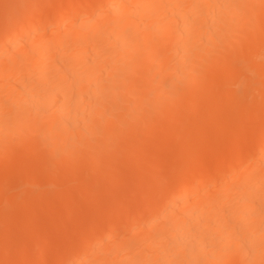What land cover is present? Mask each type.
Wrapping results in <instances>:
<instances>
[{
  "label": "bare ground",
  "instance_id": "bare-ground-1",
  "mask_svg": "<svg viewBox=\"0 0 264 264\" xmlns=\"http://www.w3.org/2000/svg\"><path fill=\"white\" fill-rule=\"evenodd\" d=\"M5 1L0 182L63 185L21 205L0 184V264H264V0Z\"/></svg>",
  "mask_w": 264,
  "mask_h": 264
},
{
  "label": "rangeland",
  "instance_id": "rangeland-1",
  "mask_svg": "<svg viewBox=\"0 0 264 264\" xmlns=\"http://www.w3.org/2000/svg\"><path fill=\"white\" fill-rule=\"evenodd\" d=\"M6 1L8 2V0H6ZM6 1H5V3H6ZM48 1H50V0H48ZM48 1H44V2H48ZM52 1H53V0H52ZM60 1H61V0H60ZM60 1H58V2L60 3ZM101 1H102V0H101ZM9 2H10V1H9ZM9 2L6 3V5H7L6 7L9 6ZM58 2H56V3L58 4V5H56V6H59V5H60ZM50 3H51V1H50L48 4H50ZM44 4H45V3H44ZM51 4L54 5V4H55V0H54V3L52 2ZM52 5H50V6H51V7H54V6H52ZM28 10H31V9H28ZM33 10H34L33 12H34L35 14H37L38 17H39V16H40V18L42 17V16H41V15H42V10L37 9V8H36V9H33ZM14 14H15V15H18V14H17V11H15ZM27 15H29V14H27ZM40 18H39V19H40ZM41 19H43V18H41ZM260 21H261V20H260ZM263 21H264V20H263ZM38 22H39V23H38ZM261 22H262V21H261ZM37 23H38L39 25H40V23H41V25H43V20H42V22L38 20ZM258 23H259V22H258ZM35 25H36V24H35ZM164 44H166V43H164ZM164 44H163V47H165V46L167 45V46L165 47V49H166V48H167V49H170L169 47H170L171 45H170L169 43H167L165 46H164ZM239 60H241V63H244V61H243L244 59L241 58V59H239ZM242 61H243V62H242ZM248 71H250V73L247 72V73L249 74V75L247 74V76H249V78H250V79H249L250 82H251V79L253 80V77H252V76L255 77V74H256V77L254 78V81H255V79L258 81L259 78H257V73H256L257 70H256V72H253L251 69L248 70ZM254 71H255V70H254ZM175 73H177V72H173V73H172L173 75L171 74L170 76H168V78L170 77V79H168V80H173V79H175L174 77H172V76L175 75ZM178 73H179V72H178ZM178 73H177V74H178ZM254 73H255V74H254ZM258 73H259V72H258ZM177 74H176V75H177ZM178 75H179L180 77H182V74H181V73H179ZM178 75H177L176 77H178ZM258 77H260V74L258 75ZM172 78H173V79H172ZM254 81H252V82H254ZM250 82H248V83H250ZM255 83H256V82H255ZM255 83H252V84L254 85V87H255V85H256L258 82H257L256 84H255ZM250 85H251V83H250ZM258 85H259V83H258ZM256 86H257V85H256ZM260 86H261V85H259L258 87H260ZM254 87L250 86V91L248 92L249 95H250V98H248V100H251L252 98L254 99V97H252V96H253V93H254L255 96L261 93V91H259L258 93L255 94V92H257L259 89H257V91H256V90H254ZM260 88H261V87H260ZM167 89L170 90V88H166L165 90H167ZM255 89H256V88H255ZM168 90H167V91H168ZM173 90H174V89H172L171 91H173ZM252 90H254L255 92H254V91L251 92ZM171 91H169L168 93L166 92L167 95L169 94L168 97H169V96L171 97L172 95H174V94L177 93V90H176V89H175L176 92L173 91V93H172ZM249 95H248V96H249ZM258 98H261V99H262V98H263L262 94H260V96H257L256 99H258ZM256 99H254V100H256ZM260 101H261V100L259 99V100L256 102V104L260 103ZM261 105H262V104H261ZM259 106H260V104H259ZM259 106H258V107H259ZM260 107H261V106H260ZM127 123L129 124V126L131 125L130 128H134V127H132V125L134 126V124H133L134 122H133L132 120L127 119ZM257 123H258V122H257ZM157 127H158V126H157ZM157 127H156V128H157ZM161 127H163V126H161ZM158 128H159V127H158ZM163 128H164V127H163ZM161 129H162V128H161ZM161 129H157V130H161ZM127 131H129V130H127ZM162 132H163V130H162ZM132 133H134V132H132ZM132 133H131V135H132ZM135 133H136L137 137L140 136V133H139L138 131H135ZM135 133H134V134H135ZM138 133H139V134H138ZM156 133H158V132H156ZM128 134H129V132H128ZM129 135H130V134H129ZM129 135H128V136H129ZM131 135H130L129 137H127V134H125V136H126L128 139H130ZM157 135H159V133H158ZM160 136H161V139H163V141H162V145H164V147H165V144H166V143L164 144V142H167V141H166V139L162 138V135H159L158 137H160ZM133 137H135L134 139L137 138L135 135H134ZM133 137H132V138H133ZM99 138H100V140H102L104 137H102V136L99 137V136H98V139H99ZM101 138H102V139H101ZM138 138H139V137H138ZM153 138H155V137H153ZM161 139L158 138V140H157V137L155 138V140H156L158 143H160L159 141H161ZM211 139H213V138H210L209 140H207L206 144H204L205 142H203V145L199 143V144H198V147H199L200 145H202V146H203V149H202V150H206L207 148L204 149V146H205V145H208V144L210 145V143H212V145H213V143H214V146H215V143H216V142L219 143V141H220V140L213 139V140H214L213 142H208V141H211ZM104 140H105V139H103L102 141H104ZM105 141H106V140H105ZM156 141H155V145H156ZM106 142H107V141H106ZM173 142H175V141H173ZM181 142H182V141H181ZM118 143H119V142H113V141L111 142V144H113L114 146H115V144H116V147H117V146H118V147L122 146L120 143H119V145H120V146H119ZM170 143H171V142H170ZM170 143H169V144H170ZM182 143H183V142H182ZM182 143L179 142V144H182ZM217 143H216V145H218ZM111 144H110L109 146L112 147ZM153 144H154V143H153ZM160 144H161V143H160ZM169 144H168V142H167L166 146L168 147ZM221 144L224 145L223 142H220V143H219L220 146H221ZM130 145H132V143H130ZM162 145H161V146H162ZM170 145H171V144H170ZM172 145H173V148H171V150L175 148V151H174L175 154H176V149H177V152L179 153L180 150H178V148L181 149V146H182V145H178V147L175 146V145H176L175 143H174V144L172 143ZM172 145H171V146H172ZM133 146H134V145H133ZM133 146H132V148H134ZM152 146H153V148L158 147L159 150L161 149L162 151H163V149H164L163 147L160 148L159 145L156 146V147H154V145H152ZM179 146H180V147H179ZM202 146H201V147H202ZM210 146H211V145H210ZM210 146H208V148H209ZM167 147H165V149H166L167 151L171 152V150H169L170 147H168V148H167ZM198 147H197V148H198ZM206 147H207V146H206ZM199 148H200V147H199ZM156 149H157V148H156ZM209 149H210V148H209ZM209 149H208V150H209ZM157 150H158V149H157ZM161 150H160V151H161ZM138 151H139V150H138ZM164 151H165V150H164ZM164 151H163V152H164ZM167 151H166V152H167ZM166 152H164V153H166ZM174 152H173V153H174ZM201 152H202V151H201ZM38 153H39V154H40V153H43V154H40V155H42V156H40ZM38 153H33V156H35V158L38 157V156L41 157V158H42V157H45V156L47 157L48 155L50 156V154H48V153L45 152V151H44V152H43V151H39ZM161 153H162V152H161ZM164 153H162V154H164ZM178 153H177L176 156H178ZM203 153H206V152L203 151ZM207 153H209V151H207ZM153 154H155V153L153 152ZM153 154H151V156H150L152 159H153V157H154V160H158V159H160L159 156H158L159 158H158V157L155 158V155H156L157 153H156L154 156H153ZM167 154H170V156H168V155L166 156V157H168V158H167L168 160H169V157H171V158L173 157L174 159L176 158L175 156H173V155H175V154H173V155H172L171 153H167ZM36 155H38V156H36ZM156 156H157V155H156ZM163 156H164V155H163ZM150 157H149V158H150ZM166 157H165V158H166ZM211 157H212V156H211ZM163 158H164V157H163ZM165 158H164L165 163H166V164L164 163V168H165V169H163V168L161 167L162 164H161V165H158V168H159V171H158L159 173H157L158 178H159V176H160L161 174H163L162 172H166V173H164V174L168 177V173H167V172H168V169L170 170V168H169V166L167 165L168 162H167V159H165ZM30 159H32V158H30ZM161 159H162V158H161ZM174 159H173V160H174ZM162 161H163V159H162ZM248 161H251V160H247V161H245V162H247V163L244 162V165H245V166L248 165V163H250V162H248ZM160 163H161V162H160ZM162 163H163V162H162ZM172 163H173V162L169 163V165L172 164ZM28 164H29V163H28ZM28 164H22V165H20L19 168L15 171V173H14V175H13V177H12V180H11L9 183H7V184L4 183V185H3V184H1V182H0V184L4 187V188H3L4 191H5V190L9 191L8 188H9L10 191H11L12 188L14 189L15 187H8V185L11 184V183H13V185H14L15 182H16V180H17L18 183H19V181H21L20 184L23 183L22 185H19V184H18L19 186L16 185V187H17V188L20 187V189L17 191V189L15 188V193L17 194L16 196H18V197H19L18 194L20 193V191H21L22 193H24L23 190L21 189L22 186H24L25 188H28V189H25V192H28V191H26V190H29L30 188L32 189V190H31L32 192H33V191L35 192V193H34V192L32 193L31 191H30V193L28 192V193H29V196H27L28 194L26 193V194H27V195H26L27 197H23V196H25V194L22 195V193H20V195H22V197L24 198V199L22 200V198H21V196H20V198H19V199H21L20 201H18L19 199H18V200L16 199V198H18V197L15 198V195H14V196H11V197H14V198H15V201H17L16 203L20 202V203H18V204H21V205L24 204L23 202H26V203H27L28 201H30L31 198H32L34 195L38 194L39 192H42V191H43V190H42L43 188H41V187H42V186L44 187L46 183H47L46 185H48V183L50 184V182H52V181H50V180L47 181V182H46V181H43L44 179H43V180H38V179H37V180H38V181H37V180H35L36 177H34V179H33V180H35V181H30V180H32L33 176L30 177V180L27 179V177H26V180H25V181H23V179L21 180V178H24L25 176H28V175H26V174L29 173V172L32 170L31 167H27ZM170 166H171V165H170ZM24 167H25V168H24ZM171 167H172V166H171ZM23 168H24V169H23ZM29 168H30V169H29ZM19 169H20V170H19ZM86 169H87V170H86ZM108 169H109V168H107V170H108ZM160 169H162V171H160ZM171 169H172V168H171ZM198 169H199V168H198ZM27 170H30V171L28 172ZM82 170H83V169H82ZM82 170H81V172H83V171H84V172H85V171L87 172V171H88V168H85V170H83V171H82ZM163 170H165V171H163ZM199 170H200V169H199ZM105 171H106V170H105ZM194 171H196V170H194ZM194 171H193V172H194ZM81 172H80V173H81ZM169 172H170V171H169ZM191 172H192V170H189V173H191ZM196 172H197V171H196ZM25 173H26V174H25ZM103 173H105V172H103ZM103 173H99V174L102 175ZM17 174H18V175H17ZM164 174H163V175H164ZM24 175H25V176H24ZM30 175H33L32 171H31ZM30 175H29V176H30ZM84 175H90V174H89V172H88V174L85 173ZM103 175H104V174H103ZM165 175H164V176H165ZM21 176H23V177H21ZM34 176H35V175H34ZM104 176H107V175H104ZM16 178H17V179H16ZM128 178H129V177H128ZM158 178H156V180H157ZM160 178H161V179H160ZM160 178H159L160 184H159V186H157V187L160 188L159 190H161L162 188H164L165 186L163 187V185H165L166 182L169 180V178L164 179V177H162V176H160ZM162 178H163L164 180H163ZM126 179H127V178L123 179L124 181L121 180V181H123L122 184H124L125 181H133L132 179H129V180H126ZM27 180H28V181H27ZM45 180H48V179H45ZM67 180H70V179H67ZM162 180H163V181H162ZM121 181H120V183H121ZM44 182H45V183H44ZM53 182H54V181H53ZM58 182H59V183H62L63 181H59V180H58L57 182H54L53 185H56V183H58ZM65 182H67V181L64 180V184H66ZM69 182H71V183H70V186H71V187H69V188H72V187H74V186L76 185V184H75L76 182H75V183H72L73 181H71V180H70ZM69 182H67L68 185H69ZM133 182H134V181H133ZM126 183H127V182H126ZM163 183H165V184H163ZM24 184H25V185H24ZM122 184H121V186H122ZM128 184H129V183H128ZM130 184L132 185L133 183H130ZM146 184H147V183H145L144 187L142 188V191H144L143 193H145V194H147V192H150V191H153V190H154V188H153V187H154V184H152V185H153V186H152L151 184L148 183V184H149V187H146ZM148 184H147V185H148ZM167 184H168V183H167ZM167 184H166V185H167ZM11 185H12V184H11ZM51 185H52V184L46 186V188H47V189L50 188ZM60 185H61V184H60ZM60 185H56V186H58L57 189H59V190L62 189V188H60ZM62 185H63V183H62ZM62 185H61V186H62ZM66 185H67V184H66ZM66 185L63 186V188L66 187ZM72 185H73V186H72ZM126 185H127V184H126ZM134 185H135V184H134ZM160 185H162V187H161ZM56 186H55V187H54V186L51 187V189L54 188V189L56 190ZM6 187H7V188H6ZM126 187H127V186H126ZM126 187H123L122 189L125 188V190L127 191V188H126ZM129 187H130V186H129ZM131 187H133V185H132ZM131 187H130V188H131ZM134 187H135V186H134ZM136 187H138V186H136ZM157 187H156V189H158ZM46 188H44V192H45V191L49 192V189L46 190ZM147 188H148V190H146ZM150 188H152V189H150ZM54 189H52V190H54ZM122 189H121V190H122ZM131 189L134 190L133 188H131ZM131 189H129V192L131 191ZM156 189H155V190H156ZM121 190H119V191H121ZM135 190H137V188H135ZM10 191H9V193H10ZM119 191H118V192H119ZM2 192H3V191H2ZM2 192H1L2 195L0 194V200H2V199H1L2 197H1V196H3V193H4V194H5V193H8V192H6V191L3 192V193H2ZM12 192H13V194H15L14 191H12ZM18 192H19V193H18ZM127 192H128V191H127ZM9 193H8V194H9ZM42 193H43V192H42ZM8 194H7V195L5 194V195L7 196V198H10V194H9V197H8ZM119 194H120V193H119ZM122 194H124V193H122ZM5 195H4V198H5ZM30 195H31V197H30ZM125 195H126V194H125ZM127 195H129V193H127ZM111 196H112V195H111ZM111 196H110V197H111ZM131 196H132V195H131ZM131 196H130V197H131ZM143 196H144V195H143ZM145 196H146V195H145ZM34 197H36V196H34ZM132 197H133V196H132ZM146 197H147V196H146ZM7 198H6V199H7ZM14 198H13V199H14ZM27 198H28V199H27ZM121 198H123V195L121 196ZM13 199H11V200L8 199V200H6V202H5V199H4V202H3V201H0V202L4 203V206H5V207L7 206V207L9 208L10 205H11L10 207L13 206V202H14ZM98 200H99V199H98ZM104 200H105V199H104ZM10 201H13V202H10ZM22 201H23V202H22ZM99 201H100V200H99ZM101 201H102V200H101ZM137 201H138V202H136L135 204L132 205V209H133L134 211H136V208H137V209L142 208V206L139 207L140 205H145V201H144V203H143V202H142V201H143L142 199H141L140 201H139V200H137ZM21 202H22V203H21ZM11 203H12V204H11ZM75 203H76V202H75ZM141 203H142V204H141ZM7 204H8V205H7ZM14 204H15V203H14ZM0 206H1V203H0ZM4 206H1L2 208L0 207V208H1V209H0V214H1V212H2V214H4V211L2 210V209H4ZM7 207H6V209H8ZM133 207H135V208H133ZM130 209H131V206H130ZM130 209H129V210H130ZM132 209H131L130 211H127V212H130V213H131V212L133 211ZM1 210H2V211H1ZM57 210H59V209H57ZM134 211H133V212H134ZM57 212H58V211H57ZM55 213H56V212H55ZM1 216H2V215H1ZM2 218H4V216H2ZM9 218H10V217H9ZM9 218H8V219H9ZM6 219H7V216H6L3 220H6ZM3 220H2V222H0V225H1V223H5ZM0 221H1V220H0ZM7 221H8V220H7ZM54 225H55V224H53V226H54ZM1 226H2V225H1ZM1 226H0V227H1ZM55 226H57V225H55ZM75 227H76V226H75ZM59 228H60V226H59ZM62 228H63V226L61 227V229H62ZM65 228H66V227H65ZM78 228H79V227H78ZM135 228H136V227H135ZM136 229H137V228H136ZM63 230H64V231H67V232L70 231L68 228H67V229H63ZM133 230H134V232L136 231L134 228H133ZM133 230H132V232H133ZM134 232H133V233H134ZM65 235H66V234H64V237H61V238H63V239H62L63 241L65 240V239H64V238H65ZM68 235H72V236H73V234H67V235H66V238H68V237L70 238V237H71V236H68ZM67 236H68V237H67ZM12 239H13V238H12ZM56 240H57V239H56ZM59 240H60V238H58V240L56 241L57 243H54V244H53L55 247H53V246L51 247V250H52V251L54 250L53 253L56 254V256L59 254V253H58L59 250H61V252H60V255H61L62 250H64V248H65V247H63L64 245H61L63 241H62V240L59 241ZM9 241H10V240H9ZM12 241H13V240H12ZM65 241H66V242H65ZM65 241H64V242H65L66 244H69V243L72 244V243L70 242L71 239H69V241L66 239ZM65 243H64V244H65ZM70 244H69V245H70ZM7 245H10V244H7ZM57 245H58V246L60 245L59 247H62V248L60 249ZM69 245H68V246H69ZM11 246H12V244H11ZM65 246H67V245H65ZM56 247H57V249H59V250H56V249H55ZM52 248H53V249H52ZM68 248H69V247H68ZM65 249H66V248H65ZM70 249H71V248H70ZM70 249L68 250V253H67V254H70V255H71V251H70ZM13 250H15V247L13 248ZM55 250H56V251H55ZM64 251H65V250H64ZM64 251H63V253H64ZM69 251H70V252H69ZM56 252H57V253H56ZM66 252H67V250H66ZM66 252H65V253H66ZM70 255H65V254H64V256H63V254H62V256H63V257H66V259H67V256H68V258H69ZM56 256H55V257H56ZM58 256H59V255H58ZM55 257H54V258H55ZM54 258L51 257V259H54ZM47 262H49V263H47V264H52V260H51V261H47ZM43 263L45 264L46 262H43Z\"/></svg>",
  "mask_w": 264,
  "mask_h": 264
}]
</instances>
